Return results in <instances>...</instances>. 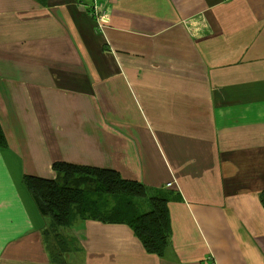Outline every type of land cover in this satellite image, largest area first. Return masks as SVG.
I'll return each instance as SVG.
<instances>
[{
    "label": "crops",
    "instance_id": "0c3cea01",
    "mask_svg": "<svg viewBox=\"0 0 264 264\" xmlns=\"http://www.w3.org/2000/svg\"><path fill=\"white\" fill-rule=\"evenodd\" d=\"M0 264H4L2 202H1V179H0Z\"/></svg>",
    "mask_w": 264,
    "mask_h": 264
}]
</instances>
